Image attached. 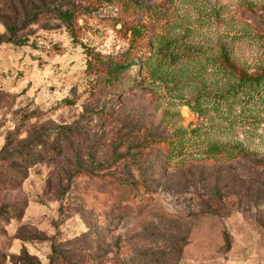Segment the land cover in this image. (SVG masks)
<instances>
[{"label": "rangeland", "instance_id": "obj_1", "mask_svg": "<svg viewBox=\"0 0 264 264\" xmlns=\"http://www.w3.org/2000/svg\"><path fill=\"white\" fill-rule=\"evenodd\" d=\"M134 28L153 59L120 93L102 64ZM224 57L264 72V0H0V264H264V168L204 156L264 160V90ZM147 133L182 156L138 153ZM112 176L151 193L110 218Z\"/></svg>", "mask_w": 264, "mask_h": 264}, {"label": "trees", "instance_id": "obj_2", "mask_svg": "<svg viewBox=\"0 0 264 264\" xmlns=\"http://www.w3.org/2000/svg\"><path fill=\"white\" fill-rule=\"evenodd\" d=\"M137 9H140V7H137ZM60 17H63L65 20L68 18L67 21H69V16L66 13L60 14ZM155 17L156 15L154 16L153 12H150L147 19ZM139 30L137 28L131 30L133 40L126 51L125 57L116 58L102 64L106 71L104 83L113 87L115 91H120V93H127L135 86L134 82L126 79L123 74L124 71L128 70L129 65L131 69L136 68L137 71H145L153 59V54L146 51V48L143 47L144 44L141 46L136 45L137 40H139L142 34ZM150 44V42L146 44V47L150 48ZM221 65L224 75L233 81L232 91L257 93L262 89L264 90V72L249 75L239 66L231 64L226 57L221 60ZM140 140L138 153H142V155L162 153L161 157L165 161L174 160L182 156L181 147L174 140L158 138L152 136L150 133L143 134ZM204 156L205 158L225 156L230 159L250 162L253 166L264 168V160H256L250 154L244 152L243 149L235 146L212 145L204 150ZM111 179H113L114 184L109 185L107 189L113 188L114 190L111 193L107 192L104 194L102 200L104 206H101L105 211V215L110 218H114L122 213L124 205L131 204L135 200L141 199L151 193V190L144 184H133L120 177L112 176ZM61 262H63V259L60 257V252L53 245L49 264H61Z\"/></svg>", "mask_w": 264, "mask_h": 264}]
</instances>
